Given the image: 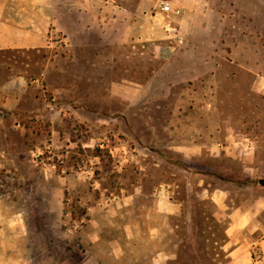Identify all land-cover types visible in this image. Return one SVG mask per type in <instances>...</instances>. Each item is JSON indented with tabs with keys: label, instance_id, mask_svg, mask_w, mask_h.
<instances>
[{
	"label": "rangeland",
	"instance_id": "1",
	"mask_svg": "<svg viewBox=\"0 0 264 264\" xmlns=\"http://www.w3.org/2000/svg\"><path fill=\"white\" fill-rule=\"evenodd\" d=\"M180 3L0 0L4 264H264V0Z\"/></svg>",
	"mask_w": 264,
	"mask_h": 264
},
{
	"label": "crops",
	"instance_id": "2",
	"mask_svg": "<svg viewBox=\"0 0 264 264\" xmlns=\"http://www.w3.org/2000/svg\"><path fill=\"white\" fill-rule=\"evenodd\" d=\"M180 1H181L180 5L184 9V11L180 14L179 19H180L181 22H183L187 18L186 17V13H187L186 7H192V10H195L194 6H197V5L194 3V0H189V1L188 0L187 1L186 0H180ZM198 10H199V8L196 9V11H198ZM181 27H182V24H181ZM249 70L254 72V78H255V84H256L257 83V79L261 76L262 61L259 60V64L258 65L255 62L254 65L249 68ZM3 252H5V250ZM4 261H7V258H6L5 254L2 257H0V264H4L5 263Z\"/></svg>",
	"mask_w": 264,
	"mask_h": 264
},
{
	"label": "built area",
	"instance_id": "3",
	"mask_svg": "<svg viewBox=\"0 0 264 264\" xmlns=\"http://www.w3.org/2000/svg\"><path fill=\"white\" fill-rule=\"evenodd\" d=\"M160 8H161L162 11L167 12V11L171 10L172 5H171V3L169 1H163L161 3Z\"/></svg>",
	"mask_w": 264,
	"mask_h": 264
},
{
	"label": "water",
	"instance_id": "4",
	"mask_svg": "<svg viewBox=\"0 0 264 264\" xmlns=\"http://www.w3.org/2000/svg\"><path fill=\"white\" fill-rule=\"evenodd\" d=\"M259 182L264 186V179H260Z\"/></svg>",
	"mask_w": 264,
	"mask_h": 264
}]
</instances>
